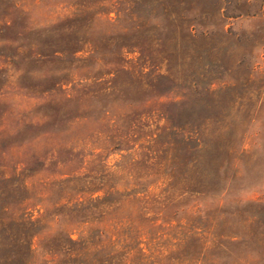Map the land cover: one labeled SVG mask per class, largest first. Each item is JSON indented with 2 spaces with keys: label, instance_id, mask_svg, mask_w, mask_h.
Wrapping results in <instances>:
<instances>
[{
  "label": "rangeland",
  "instance_id": "374dc122",
  "mask_svg": "<svg viewBox=\"0 0 264 264\" xmlns=\"http://www.w3.org/2000/svg\"><path fill=\"white\" fill-rule=\"evenodd\" d=\"M113 184L116 260L264 264V0H0L1 237L81 264Z\"/></svg>",
  "mask_w": 264,
  "mask_h": 264
},
{
  "label": "trees",
  "instance_id": "16d2710c",
  "mask_svg": "<svg viewBox=\"0 0 264 264\" xmlns=\"http://www.w3.org/2000/svg\"><path fill=\"white\" fill-rule=\"evenodd\" d=\"M185 136V141H195L197 147L205 146V143L197 136L194 137L192 134ZM118 190L116 184L107 187L97 186L89 192V195L79 196L69 203L71 204L69 208L72 210L70 211L72 217H78L77 220L88 223L82 225L76 231L75 237L71 235V231H61L66 242L65 246L71 249L69 251L70 256L72 254L73 256L81 255L85 258V261L81 264H128L125 260L122 263L120 259H115L116 255L120 253V242L125 239L123 237L124 233H122L124 218L118 215V211L109 214L108 206L110 203H106L108 201L107 197L114 192H118ZM96 191L102 193L94 194ZM121 200L123 198L114 199L120 205ZM65 204L68 203L64 202L61 206L65 207ZM115 205L116 208H120V205ZM15 217L25 218L23 214L14 215L13 219ZM60 217L65 218V212H60ZM5 224V218H3L0 209V233L2 234ZM120 235H122V239ZM7 238L6 235L2 238L0 234V264H29L30 261L27 258L31 255V247L20 242V239L24 237L19 238L17 242L16 240H4Z\"/></svg>",
  "mask_w": 264,
  "mask_h": 264
}]
</instances>
